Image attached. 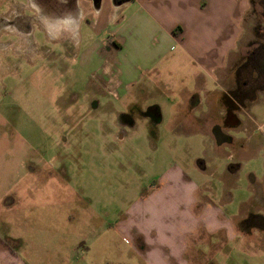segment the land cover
<instances>
[{
    "label": "rangeland",
    "instance_id": "374dc122",
    "mask_svg": "<svg viewBox=\"0 0 264 264\" xmlns=\"http://www.w3.org/2000/svg\"><path fill=\"white\" fill-rule=\"evenodd\" d=\"M111 1L103 0L99 15L83 16L80 36L74 39L77 45L52 41L37 20L30 24L32 29L19 31L7 19L33 16L32 4L0 0V195L7 187L15 203H21L10 214L7 231L15 237L37 234L47 246L53 233L61 252L71 245L78 248V264L106 259L143 264L133 251L132 238L122 240L112 228L105 240L101 233L107 219L111 222L126 212L175 164L210 183L216 204L231 225H237L234 217L246 215L249 208L264 214L263 205L248 203L256 190L252 176L257 185H264V149L248 144L236 155L229 148L215 152L208 145L206 150L200 133L193 137L196 146L187 150L180 143L187 130L168 124L165 85L179 82V74L189 73L190 66L172 67L160 77L151 73L142 90L120 100L102 94L94 85L82 56L95 42L110 39L108 32L115 25L110 20ZM250 1L243 38L221 85L234 90L247 79L254 82L248 95L256 97L257 103L248 107V113L256 114L260 125L264 124V0ZM170 49L173 56L179 53L178 46ZM154 107L163 108L167 120H155ZM199 160L216 174L200 175ZM234 163L240 165L237 179L226 174ZM49 178L52 182L45 184ZM227 193L233 201L222 203ZM26 203L43 204V212L29 210ZM252 221L244 230L251 234L230 238L225 230L221 236H206L203 244L193 241L188 264H264V231ZM84 247L93 250L86 258ZM121 255L122 259H116Z\"/></svg>",
    "mask_w": 264,
    "mask_h": 264
},
{
    "label": "crops",
    "instance_id": "0c3cea01",
    "mask_svg": "<svg viewBox=\"0 0 264 264\" xmlns=\"http://www.w3.org/2000/svg\"><path fill=\"white\" fill-rule=\"evenodd\" d=\"M76 2L82 10L80 18L72 17V13L68 16L38 13V24H44L39 29L52 41L79 44L74 41L80 36L83 16L88 12L99 15L103 0L99 7L94 6L93 0ZM111 2L110 20L115 25L108 32L110 39L95 42L82 56L90 68L92 82L102 94L120 100L133 91L142 90L146 79H150L147 75L153 73L160 77L163 72L185 63L190 66L189 73L181 72L180 81L165 85L164 89L169 105V126L180 125L187 130L181 137V147L187 150L195 147L196 139L193 137L202 133L206 139L202 142L206 150L211 145L215 152L229 148L236 155L248 144L264 149V124L259 125L258 116L248 113V110L236 111L232 126L223 127L222 132L231 138L230 141L223 140L214 131L216 125H224L227 115V106L222 103L224 88L221 80L243 38V20L250 8V0ZM29 4H32L31 10L36 7L40 12L33 0H26V6ZM171 14L182 18L169 17ZM176 46L179 53L173 56L167 48L172 50ZM125 107L128 110L134 108ZM152 111L155 120H165L163 108L154 107ZM125 113L119 114L128 118ZM197 166L202 176L216 174V170L210 173L203 160H199ZM239 169L240 165L234 163L226 174L237 179ZM51 178L45 184L51 183ZM256 183L252 176L251 185L255 187ZM259 185L264 194V185ZM209 186L210 183L195 178L183 167L172 165L160 176L157 185L131 203L126 212L112 218L111 222L107 219L101 237L105 240L107 230L112 228L118 238H132L133 251L143 264H188L187 255L193 241L203 244L206 236H221L225 230L230 238L251 234L240 229L241 223L253 214L261 217L264 214L249 208L246 215L234 217L237 225H231L216 204L215 191ZM6 188L0 195V264H78V248L71 245L61 252L58 237L53 233L48 246L37 234L35 237L9 234L7 227L10 223L7 220H10L11 213L20 209L21 203H15L16 197ZM252 191L255 196L248 203H258L257 190L253 188ZM224 201L222 203H231L233 195L227 193ZM26 204L29 210L43 212V204ZM203 229L205 232L201 235ZM84 248L86 258L93 250ZM116 259H122V255ZM118 261L106 259L99 264H120Z\"/></svg>",
    "mask_w": 264,
    "mask_h": 264
},
{
    "label": "flooded vegetation",
    "instance_id": "af4514ba",
    "mask_svg": "<svg viewBox=\"0 0 264 264\" xmlns=\"http://www.w3.org/2000/svg\"><path fill=\"white\" fill-rule=\"evenodd\" d=\"M33 1H34L35 5L39 8L40 12H37L36 8H34L32 10L34 13L33 16H27V15H21L20 14L18 16H15V18H13V19H7L8 22L7 21L6 22L8 24L14 25L16 27V29H18L19 31L22 32V31H24L25 28L32 29V26H30V24H32V22L35 20H37V21L40 20L38 13H42V14L54 13V14H60L62 16L66 15V14L68 16V13H72L71 16L72 17L75 16L77 19L82 16V10L78 6H76V3H77L76 0H73V1L33 0ZM101 1L102 0H93L94 6L99 7L101 5ZM115 1L120 2L122 4V3L129 1V0H115ZM113 43L115 45H118V43H116V42H113ZM261 58H262V56H261ZM263 59H264V57H263ZM262 75L264 76V73H262ZM253 84H254V82L248 81V79H247L243 83H239V87L234 89V90L224 88L222 103L227 106V115L225 117L223 126L216 125V127H214V131L216 132V135H219L220 137H222L223 140L230 141V139H231L230 137L223 134L222 129L232 126V124L234 123L233 122V116L235 115L236 111L237 112H242L244 110L247 111L248 107L251 104L256 102V97L250 98L248 95V91H251L250 92L251 95L253 93V90H252ZM98 85H100V84H98ZM255 187L257 190L256 201H258L259 204L264 205L263 189L260 187L259 184L258 185L255 184ZM255 219L257 220L258 218H251V220H254V222H255ZM259 220L260 219H258L257 221H259ZM257 221L255 223L259 224ZM254 222L252 224L256 225V224H254Z\"/></svg>",
    "mask_w": 264,
    "mask_h": 264
},
{
    "label": "trees",
    "instance_id": "16d2710c",
    "mask_svg": "<svg viewBox=\"0 0 264 264\" xmlns=\"http://www.w3.org/2000/svg\"><path fill=\"white\" fill-rule=\"evenodd\" d=\"M251 218H258V219H260L259 221L261 222V221H263V222H261V225L260 224H258L259 225V227L262 229V230H264V217H261L260 215H251L246 221H244V222H242L241 223V225H240V229L241 230H247V227H246V225L249 223V221L251 220ZM258 225H256V226H258Z\"/></svg>",
    "mask_w": 264,
    "mask_h": 264
}]
</instances>
